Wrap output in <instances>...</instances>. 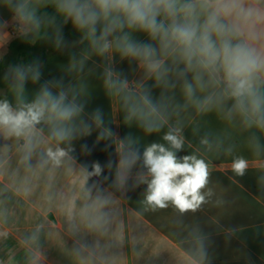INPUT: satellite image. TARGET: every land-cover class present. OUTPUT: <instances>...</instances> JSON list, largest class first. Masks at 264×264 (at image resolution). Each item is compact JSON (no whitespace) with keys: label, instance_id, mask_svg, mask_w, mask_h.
Instances as JSON below:
<instances>
[{"label":"clouds","instance_id":"clouds-1","mask_svg":"<svg viewBox=\"0 0 264 264\" xmlns=\"http://www.w3.org/2000/svg\"><path fill=\"white\" fill-rule=\"evenodd\" d=\"M0 6L21 37L68 52L66 73L80 75L87 61L100 57L103 86L119 99L125 123L146 134L167 129L163 143L146 145L142 154L127 144L120 160L110 162L118 173L142 163L150 177L145 201L152 207L171 203L183 212L204 201L208 163L196 154L178 155L185 145L182 112H223L264 133V0H0ZM67 25L78 40L65 38ZM77 45L79 53L73 50ZM116 57L134 64L141 78L131 81L116 70ZM42 76L39 60L9 66L4 79L10 80L14 103L0 99V134L22 138L29 155L54 141L57 147H48L46 155L56 163L67 154L60 144L90 135L94 126L99 139L113 135L102 110L86 114L82 79ZM29 82L39 84L30 100ZM247 166L242 157L231 164L238 175ZM102 171L96 163L95 174ZM118 179L123 182V176Z\"/></svg>","mask_w":264,"mask_h":264},{"label":"crops","instance_id":"crops-1","mask_svg":"<svg viewBox=\"0 0 264 264\" xmlns=\"http://www.w3.org/2000/svg\"><path fill=\"white\" fill-rule=\"evenodd\" d=\"M0 21H7L0 27L1 60L15 25L2 6ZM67 62L68 52L51 55L42 81L82 79L86 114L102 110L113 135L99 139L94 126L90 135L60 144L67 154L56 163L46 155L57 147L54 141L29 155L22 138L0 134V264H264V133L223 112H182L185 145L178 155L196 154L208 163L204 201L183 212L171 203L152 207L145 201L150 177L142 163L118 173L110 162L120 160L127 144L142 154L146 145L163 143L167 129L146 134L125 123L119 99L103 86L100 57L87 61L80 75L66 73ZM114 68L131 81L142 76L119 57ZM38 88L27 84L29 100ZM6 99L14 103L11 89ZM237 157L247 161L243 175L232 170Z\"/></svg>","mask_w":264,"mask_h":264},{"label":"trees","instance_id":"trees-1","mask_svg":"<svg viewBox=\"0 0 264 264\" xmlns=\"http://www.w3.org/2000/svg\"><path fill=\"white\" fill-rule=\"evenodd\" d=\"M66 27L63 30L65 38L68 41L78 40V34L73 29L67 30ZM63 53H67V51H56L50 43H31L21 36L14 38L10 43L8 53L0 60V99H6L7 93L11 89L10 80L4 79L9 66L32 60H39L43 66L51 55Z\"/></svg>","mask_w":264,"mask_h":264},{"label":"built area","instance_id":"built-area-1","mask_svg":"<svg viewBox=\"0 0 264 264\" xmlns=\"http://www.w3.org/2000/svg\"><path fill=\"white\" fill-rule=\"evenodd\" d=\"M10 35H11L13 38H16V37H19V36H20V33L17 31L15 25L10 29Z\"/></svg>","mask_w":264,"mask_h":264},{"label":"rangeland","instance_id":"rangeland-1","mask_svg":"<svg viewBox=\"0 0 264 264\" xmlns=\"http://www.w3.org/2000/svg\"><path fill=\"white\" fill-rule=\"evenodd\" d=\"M66 28H67V30H71V29H72L70 25H67ZM20 36H21V35H20ZM13 39H14V38H13ZM13 39H12V40H13ZM77 46H79V45H77ZM77 46H76V47H77Z\"/></svg>","mask_w":264,"mask_h":264}]
</instances>
